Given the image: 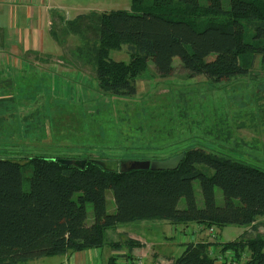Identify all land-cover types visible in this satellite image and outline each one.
Segmentation results:
<instances>
[{"label": "trees", "instance_id": "trees-1", "mask_svg": "<svg viewBox=\"0 0 264 264\" xmlns=\"http://www.w3.org/2000/svg\"><path fill=\"white\" fill-rule=\"evenodd\" d=\"M63 29L81 39L82 54L89 56L104 93L134 94L150 61L161 77H168L179 57L189 75L215 81L248 73L259 56L264 64V0H132L131 10L79 14L63 20ZM52 34L59 41L55 26ZM124 46L129 62L111 57V51ZM33 152L0 157V264L123 244L129 249L124 256L132 260L141 241L109 240L107 233L123 223L153 218L208 228L251 226L256 231L228 242H187L172 264H216L212 248L215 253L234 252L241 264H264V234L258 232V219L264 216L260 167L201 148L185 151L177 169L127 171L107 170L90 157L80 158L87 160L81 168L61 163V156ZM201 166L214 171L208 174ZM196 179L203 207L197 203ZM217 187L224 194L221 206ZM110 189L113 213L107 211ZM182 198L184 208L179 207ZM87 202L93 204L91 224ZM247 249L249 257L242 261ZM118 257L111 256L109 264H118Z\"/></svg>", "mask_w": 264, "mask_h": 264}, {"label": "rangeland", "instance_id": "rangeland-1", "mask_svg": "<svg viewBox=\"0 0 264 264\" xmlns=\"http://www.w3.org/2000/svg\"><path fill=\"white\" fill-rule=\"evenodd\" d=\"M50 2L56 5L55 10L64 11L72 19L79 12H96L90 10L95 7L112 11L131 10L132 6V0ZM78 4L84 9L76 10L81 8ZM55 27L61 48L50 49L49 52L57 51L58 58L56 55L52 58L63 62L56 61L49 66L47 60L45 66L26 64L19 69L23 73L13 77L11 82H4L6 92H12L18 107L14 117H17V125L22 130L24 147L50 157L117 159L126 161L124 163L164 160L201 148L264 169V64L260 56L248 73L221 81L206 75H189L179 57L174 58L173 74L161 77L150 61L143 78L137 80L136 92L117 95L100 89L94 65L89 56L82 54L81 39L64 32L63 25ZM110 55L116 60L130 61L125 46L111 51ZM4 69L11 72L12 67ZM17 160L23 161L24 158L18 157ZM201 169L208 174L214 171L209 166H201ZM194 190L198 205L203 207L199 179L194 180ZM216 200L218 205L224 204V194L219 187L216 188ZM186 205V199L182 198L179 207ZM86 207L88 223L91 224L94 221L93 204L87 202ZM107 211H116L111 189L107 192ZM258 220V232L264 234V216ZM190 224L199 226V223ZM190 224H182L181 228L179 224L153 218L123 223L119 229L148 242L146 247L154 244L157 252L177 258L184 251V244L194 241L197 236ZM215 228L214 239L217 242L236 240L245 231L251 236L256 233L251 226ZM117 235L116 229L107 233L109 240L118 238ZM93 249L83 252L87 256L95 254ZM99 252L106 264L110 247L99 249ZM249 254L247 249L242 261ZM225 261L223 264H228V260ZM24 264H66V261L64 255H51Z\"/></svg>", "mask_w": 264, "mask_h": 264}, {"label": "crops", "instance_id": "crops-1", "mask_svg": "<svg viewBox=\"0 0 264 264\" xmlns=\"http://www.w3.org/2000/svg\"><path fill=\"white\" fill-rule=\"evenodd\" d=\"M78 5L81 8L76 10L84 9L80 4ZM54 6L56 5L50 0H0V157L7 155L18 156V154L29 152L30 150L21 143L23 133L17 125V117H14L18 107L15 105L14 95H11L12 92H6L4 82H11L13 77L16 78L19 73H23V71L19 72V69H22L26 64L45 66L47 60L49 61V66L56 61L63 62L59 59L56 60L58 58L56 55L57 51L49 52L50 49L53 51L61 48L58 40L52 34V28L54 26L62 27L63 20L72 18L66 15L64 11L55 10ZM95 8L90 10L97 12L110 10H103L100 7ZM128 9L126 8V10ZM80 13L83 12H79L77 15ZM14 55L16 57H11ZM32 55L36 57H30ZM53 55H56V59L52 58ZM43 56H48L52 59ZM5 67H12L11 72L10 70H5ZM10 89L13 90V88ZM22 113L23 110L20 112V119ZM180 227L183 228V225H180ZM116 231L118 232V238L113 237L112 240H121L125 236L124 240L130 237L141 241L144 246L135 247L132 254L134 258L142 257L144 264L173 263L175 258L168 257L171 255L157 252L154 244H151V247H146L148 242L141 238L132 236L129 233H122L119 227ZM197 235V240L212 239L208 232H197ZM107 246L110 247L111 252H108L106 256V264H109L113 255L119 256L118 260L120 262L127 258L124 254L129 249L124 244L118 249H114L110 245ZM91 249L87 250L91 251ZM99 249L102 248L93 249L95 254L90 253L88 256L84 254L83 251L85 250L67 253L64 255L66 264H104ZM80 252L82 253L80 254ZM98 258L101 261H98Z\"/></svg>", "mask_w": 264, "mask_h": 264}, {"label": "water", "instance_id": "water-1", "mask_svg": "<svg viewBox=\"0 0 264 264\" xmlns=\"http://www.w3.org/2000/svg\"><path fill=\"white\" fill-rule=\"evenodd\" d=\"M186 153L183 152L169 159L164 160H135L130 163H124L117 159L114 160H102L96 159L95 161L107 170L113 171H127L132 169H153V170H165V169H177L184 159ZM59 161L64 164H75L81 168L85 167L86 159H68L60 158Z\"/></svg>", "mask_w": 264, "mask_h": 264}, {"label": "built area", "instance_id": "built-area-1", "mask_svg": "<svg viewBox=\"0 0 264 264\" xmlns=\"http://www.w3.org/2000/svg\"><path fill=\"white\" fill-rule=\"evenodd\" d=\"M184 229H186V227ZM191 229H192V231L196 232V235H197V232H204V231L208 230L207 232L210 234L212 239L206 240V241H216L214 239V234L217 231V229L215 227L208 228L204 224L199 223V226H197V227L191 226ZM196 237H198V235ZM196 237H195L194 241H190V242H198ZM211 253L214 256H217L216 264H223L226 259L228 260V264H241V262L235 258L234 252H232V251H227L225 254L224 253H215L214 249L212 248ZM117 263L118 264H144V261L142 260V258L136 257V258H133L132 260L125 258L121 262L118 260Z\"/></svg>", "mask_w": 264, "mask_h": 264}]
</instances>
